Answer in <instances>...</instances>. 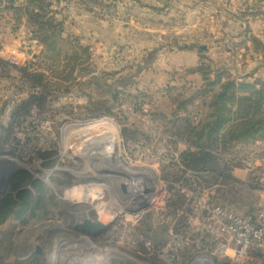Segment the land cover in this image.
<instances>
[{
    "label": "rangeland",
    "instance_id": "374dc122",
    "mask_svg": "<svg viewBox=\"0 0 264 264\" xmlns=\"http://www.w3.org/2000/svg\"><path fill=\"white\" fill-rule=\"evenodd\" d=\"M46 1L63 35L81 37L91 58L73 71L65 60L43 63L25 17L17 25L8 11L1 13L0 201L15 172H28L41 186L40 192L28 186V207L19 200L0 226L20 240L19 256L42 255L43 264H264L257 250L215 252L204 229L177 249L171 236L188 231L197 192L243 216L264 198V148L257 143L233 149L246 165L237 169L247 171L237 177L232 171L238 183L196 177L177 161L196 124L192 112L199 121L206 108L200 101L180 107L199 83L191 69L205 66L212 79L231 72L234 79L264 82V48L247 37L264 43V0ZM189 48L199 63L166 64ZM147 53L152 58L145 64ZM126 78L127 86L116 84ZM93 79L102 86L98 93ZM132 83L145 96H131L138 92ZM111 85L126 92V102L108 94ZM168 87L172 95L164 96ZM102 100L103 107L90 104ZM226 165L223 173L231 175ZM137 180L152 196L142 208L133 202ZM86 220L107 227L92 236L79 227Z\"/></svg>",
    "mask_w": 264,
    "mask_h": 264
},
{
    "label": "trees",
    "instance_id": "16d2710c",
    "mask_svg": "<svg viewBox=\"0 0 264 264\" xmlns=\"http://www.w3.org/2000/svg\"><path fill=\"white\" fill-rule=\"evenodd\" d=\"M4 10L10 13L15 24L19 25L20 19L25 17L27 23L32 26L30 27L32 37L43 49V63L55 64V62L65 60L69 71H73L76 68L83 69V65L90 60L91 46L82 44L83 39L76 35H68L70 36L68 38L63 35L62 22L55 17L57 12L50 2L23 0L19 4L18 0H0V16ZM245 16L243 14V17ZM245 32L252 34L248 30ZM247 37L252 40L258 39L260 42L257 41L264 48V43L255 34ZM151 58L150 54L149 58L143 59L144 63H150ZM189 72L197 74L200 78V86L193 89V93L187 100L180 102V107L184 109L186 105H193L194 102L200 101L206 105L207 112L201 120L189 127L190 131L185 139L186 149L178 152L177 155L178 165L184 169V172L194 174L196 177L223 176L227 181L238 183L232 171L235 168L246 167V165L235 159L233 149L249 143H264V82L256 78L250 81L241 78L234 79L231 78V72L226 73L227 77L224 79L222 74L214 73L212 79L211 75L205 71V66L191 69ZM89 74V72L86 73V75ZM42 75L39 73L36 78L41 80ZM93 80L97 83V79ZM116 84L125 87L130 84V81L128 78L118 79ZM117 85H111L106 91L113 98H118L119 103H124L126 92L117 90L115 88ZM131 87H134V83ZM134 88L138 91L136 85ZM100 90L102 86L97 83V93ZM165 90L167 95L163 94L164 96L172 95L171 87ZM136 95L145 96L142 91L131 94V96ZM106 103V100L90 101L95 108L103 107ZM158 116L162 118V115ZM223 161L227 163L226 168H229L231 175L223 173L221 168ZM8 184L9 192L0 201V226L15 212V206L19 200L25 201L24 208L28 207L30 199L33 198L28 186L41 191L39 181H34L26 171L12 174ZM204 194L209 196L211 202L226 208L218 204L211 193L203 190L197 192L196 197ZM21 249L20 240L12 232L0 231V264H43L44 256L42 255H32L22 259L19 256ZM215 264L220 263L216 261Z\"/></svg>",
    "mask_w": 264,
    "mask_h": 264
},
{
    "label": "built area",
    "instance_id": "2783aa9c",
    "mask_svg": "<svg viewBox=\"0 0 264 264\" xmlns=\"http://www.w3.org/2000/svg\"><path fill=\"white\" fill-rule=\"evenodd\" d=\"M188 231L171 234L177 249L189 241L190 233L204 229L215 252L241 256L249 250L264 254V198L246 216L235 214L217 205L206 196L195 197L190 216L186 220Z\"/></svg>",
    "mask_w": 264,
    "mask_h": 264
},
{
    "label": "water",
    "instance_id": "95a60500",
    "mask_svg": "<svg viewBox=\"0 0 264 264\" xmlns=\"http://www.w3.org/2000/svg\"><path fill=\"white\" fill-rule=\"evenodd\" d=\"M135 185L136 195L133 199L134 207L142 208L145 205H149L152 199L149 189L144 185L141 180H137V183ZM79 227H81V230L84 233L95 236L102 233V231L105 230L107 225L99 221L86 220Z\"/></svg>",
    "mask_w": 264,
    "mask_h": 264
},
{
    "label": "crops",
    "instance_id": "0c3cea01",
    "mask_svg": "<svg viewBox=\"0 0 264 264\" xmlns=\"http://www.w3.org/2000/svg\"><path fill=\"white\" fill-rule=\"evenodd\" d=\"M262 13H264V10H262ZM247 17H245V18H247ZM246 20H248V18ZM193 51H194V48H189V49H186V51H183L181 53H178V54L174 53L175 56L172 58V60L170 62L166 61V62H168L166 64L170 65L171 67H174L175 69H181V68H184L187 65L197 64V62L199 63V56H197V54L195 52H193ZM159 65L162 66L163 64H159ZM142 72L143 71H141V73ZM194 86L195 87L200 86V78H199V83L197 85H194ZM204 106H206V105H204ZM187 110H190V107H187ZM204 111H205V113L207 112V107L205 108ZM205 113H204V116H205ZM192 115L194 116V120H196V122H197L198 118H200V116H197L194 112H192ZM257 145L260 148H264V143L258 142ZM259 161L260 160H258L256 163L259 164ZM233 172H234L235 176L237 177V172H247V171H243L242 169L235 168Z\"/></svg>",
    "mask_w": 264,
    "mask_h": 264
}]
</instances>
